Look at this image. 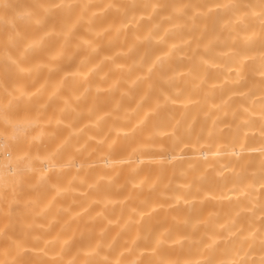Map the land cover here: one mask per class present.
I'll use <instances>...</instances> for the list:
<instances>
[{"label": "clouds", "instance_id": "9594fccd", "mask_svg": "<svg viewBox=\"0 0 264 264\" xmlns=\"http://www.w3.org/2000/svg\"><path fill=\"white\" fill-rule=\"evenodd\" d=\"M0 264H264V0H0Z\"/></svg>", "mask_w": 264, "mask_h": 264}]
</instances>
